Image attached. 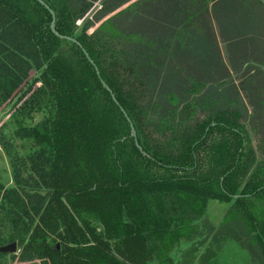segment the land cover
<instances>
[{
    "label": "trees",
    "instance_id": "1",
    "mask_svg": "<svg viewBox=\"0 0 264 264\" xmlns=\"http://www.w3.org/2000/svg\"><path fill=\"white\" fill-rule=\"evenodd\" d=\"M43 1L100 76L45 6L0 0V104L17 91L15 135L31 144L0 187V245L41 264H164L212 199L230 202L216 235L259 227L242 204L264 199L248 134L264 141V2Z\"/></svg>",
    "mask_w": 264,
    "mask_h": 264
},
{
    "label": "rangeland",
    "instance_id": "2",
    "mask_svg": "<svg viewBox=\"0 0 264 264\" xmlns=\"http://www.w3.org/2000/svg\"><path fill=\"white\" fill-rule=\"evenodd\" d=\"M135 1L137 0H133L129 4L122 6L119 10L125 8L133 9ZM114 14L115 13L112 15ZM76 23L80 24L81 20H78ZM89 31L92 32V29ZM220 46L225 56L224 44L220 43ZM30 76H33V71L30 72ZM17 96L18 93L16 91L8 101L0 104L1 188H9L15 185L13 180V170L16 163L15 158L25 159L31 150L29 141H24L15 135L14 130L17 126L15 123V117L17 115L15 103ZM199 98L200 96H197L195 100H199ZM44 115L45 111L33 112V120L30 121L29 124L38 122ZM27 120V122H29V119ZM248 130L250 131L248 133L250 142L255 149L257 159L259 161L264 160V154L258 149L261 144H264V141H261L259 136L253 132L250 127H248ZM17 161L20 163L19 159H17ZM27 172V169L23 170L25 176ZM243 203L242 205L246 207V211H242V213L248 216V213L251 212L252 215L257 216L260 221L259 227L264 229V199L252 200L251 203L243 201ZM251 204L253 205L251 206ZM229 207L230 202L218 199L209 200L202 222L200 220H195L193 223L194 229L192 234L189 235V233L187 234L186 231H183V235L177 238V240H173L169 243L170 248L167 252L169 261L164 262V264H264L258 244L250 240V236L253 233V235H258L260 238L264 239L259 232L258 226L253 229L254 231H251V234L249 233L246 236L241 235L242 233L239 228L235 230L237 235L230 231V234H215V232L222 227L227 226L231 228L230 219L227 218V210ZM1 218L2 216L0 214V235L7 237L10 233V226L8 223L2 221ZM209 226H213L210 232ZM17 247L16 253H2V255H0V264L13 263L20 250V247Z\"/></svg>",
    "mask_w": 264,
    "mask_h": 264
},
{
    "label": "water",
    "instance_id": "3",
    "mask_svg": "<svg viewBox=\"0 0 264 264\" xmlns=\"http://www.w3.org/2000/svg\"><path fill=\"white\" fill-rule=\"evenodd\" d=\"M39 3H41L43 6H45L50 14H51V22H50V29L51 31L56 35L58 36L59 38H62V39H67V40H70L72 42H75L79 47L82 48V51L84 52L86 58L89 60V62L91 64L94 65V68H95V71H96V74L98 76H100V73H99V69L97 68V66L95 65L93 59L90 57V55L88 54V52L82 47L81 43L79 41H77L75 38L73 37H70V36H67V35H63V34H60L56 31V28H55V13L54 11L49 7L48 4H46L43 0H37ZM264 2V0H262ZM100 81L102 83V85L110 92L111 94V97L113 99V101L120 107L121 111L123 112V114L125 115L126 119L128 120L129 122V125H130V131H131V135L134 137V140H135V143H136V146L139 148L140 151L143 152V149L141 147V145H139L138 141H137V138H136V130L133 126V123L131 122V120L129 119L127 113L125 112V110L123 109L122 106H120L118 100L116 99L115 95L113 94V91L111 90V88L105 83V81L103 79L100 78ZM214 124V123H212ZM208 129V128H207ZM206 129V131H207ZM239 195H234V197H238ZM17 252V243L16 241H12V242H9L7 244H4V245H0V253H16Z\"/></svg>",
    "mask_w": 264,
    "mask_h": 264
},
{
    "label": "crops",
    "instance_id": "4",
    "mask_svg": "<svg viewBox=\"0 0 264 264\" xmlns=\"http://www.w3.org/2000/svg\"><path fill=\"white\" fill-rule=\"evenodd\" d=\"M211 5V3L209 4V6ZM10 264H41V262L39 260H31V261H19L17 260V258H15L13 263Z\"/></svg>",
    "mask_w": 264,
    "mask_h": 264
}]
</instances>
